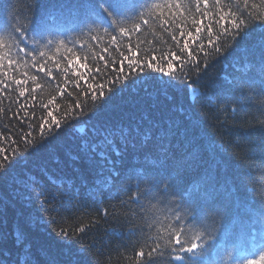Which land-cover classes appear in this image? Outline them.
<instances>
[{
  "label": "trees",
  "instance_id": "obj_1",
  "mask_svg": "<svg viewBox=\"0 0 264 264\" xmlns=\"http://www.w3.org/2000/svg\"><path fill=\"white\" fill-rule=\"evenodd\" d=\"M163 2L128 0L129 10L112 23L98 19L100 0H0V32L22 28L28 42L20 46L31 51L29 56L18 54L12 41L5 40L9 54L23 59L22 66L9 69L5 62L0 70L8 72L0 80L9 84L6 90L0 84V107L5 109L0 113V136L15 140L31 131L38 141L39 131L29 129L28 124H39L42 116L51 121L48 111L64 120L63 113L75 94L83 99L81 88L93 82V76L100 78L96 67L111 78L112 68L119 71L121 67V53L131 55L129 47L140 63L155 55L154 67L162 63L164 53L177 51L185 56L159 27L134 31L140 13L147 15L153 4ZM238 6L251 26L235 43L226 42L224 55L207 58L206 74L198 78L190 73L187 81H169L168 76L145 67L143 83L136 82L140 77L132 73L134 80L117 89L107 106L93 112L89 100L85 116L68 117L58 134L38 150L13 157L15 163L0 175V264H135L141 246L153 244L157 236L167 237L169 229H182L180 239L186 246L200 237L202 255L182 254L184 264H248L251 260L264 264L260 259L264 252V24L260 22L264 20V0H249L247 8L240 0ZM188 29L194 31L190 23ZM170 30L176 31L182 45L179 30ZM100 55L105 61L99 60ZM111 60L117 63L104 69V63ZM84 63L91 71L80 67ZM178 63L174 62L173 71ZM41 66L44 70L37 71ZM123 67L128 73L127 61ZM74 70L87 73L80 87L75 85ZM164 70L168 71L166 62ZM25 72L36 75L43 87L33 93L31 80L27 85L12 83L25 79ZM19 87L29 90L24 97L18 95ZM52 96H56L55 105L42 108ZM144 118L145 124L152 121L174 133L164 169L150 149H134L131 144L111 174L84 158V144L98 139L93 136L94 127L109 122L135 125ZM10 143L0 139V147L12 156ZM179 160L184 161L183 166L177 165ZM34 180L52 200L54 207L47 212L35 198ZM165 182H171L175 195L160 202L151 200V194ZM145 187L149 196L139 205L128 200L130 191ZM61 193L66 195L62 198ZM152 204L161 210L156 213L159 223L152 222ZM189 204L195 206V212ZM53 217L56 223L51 222ZM69 218L98 223L81 238L58 236V226ZM18 235L23 237L22 243L17 242ZM159 242L165 255L158 264H180L171 259L174 254L164 240Z\"/></svg>",
  "mask_w": 264,
  "mask_h": 264
},
{
  "label": "snow or ice",
  "instance_id": "obj_2",
  "mask_svg": "<svg viewBox=\"0 0 264 264\" xmlns=\"http://www.w3.org/2000/svg\"><path fill=\"white\" fill-rule=\"evenodd\" d=\"M240 0H231L230 3H225V0H191L189 4H185L184 0H164L163 3H155L151 6L148 14L140 13L139 20L134 24V31L139 32L141 28L145 29H155L159 27L164 31L168 32L171 40L175 43V47L179 50V53L186 54L185 56H180L177 51H170L164 53L161 57L162 63L157 64L155 67L153 63L156 61L157 57L152 55L148 60H144L143 63L138 62L135 52H132L131 47L128 51L131 55H125L121 53L123 59L119 61L121 67L119 71L116 67L112 68L111 78H108L109 74L102 70L99 66L96 67V72L100 74L98 79L93 76L91 80L93 82H86L87 86L81 88V92L84 98H81L80 93L75 94V99L72 104L67 108L63 115L64 120L57 119L52 111L47 112V117H52L49 121L45 117L40 118V123L34 125L33 123L28 124V128L32 129L35 127L40 133V139L37 141L33 138V132L24 131L18 139L12 140L8 136H0V139L8 141L11 140L9 144V150L12 156L6 154V149L0 147V175L7 172L8 168L12 163H15V159H18L29 152L38 150L44 145V143L49 140L52 136L57 135V130L65 125V121L68 117L72 119H81L88 112V102L91 101L93 107V112L99 111L101 108L107 106L113 99L114 93L117 89L122 87H127V82L134 80L132 73H135L136 77H140L136 80L138 83H143V78L141 73L144 68L147 67L151 69L152 72H160L163 76H168L169 81L180 79L181 81L189 80L190 73H195L199 78L202 74H206L209 67L207 63V58L212 54H216L217 57L224 55L226 51L225 44L227 41L235 43L238 39L242 38L248 27L251 26L248 18L244 16V13L239 8ZM245 8L249 7V0H243ZM234 5L236 6L234 8ZM255 7V5H251ZM130 6L128 0H100L99 11L97 12V17L100 21L111 20L112 23H117L116 17L122 15L125 11L129 10ZM167 13V15H165ZM239 13V14H238ZM207 19L208 23L205 24L204 20ZM264 24V20L260 21ZM192 25L193 30L188 29V24ZM170 29H178L179 37L184 38L181 45V41L177 38L176 31ZM125 30L121 28V34L123 35ZM10 39L12 43L17 47V53L23 52L25 56L31 55L30 49H25L21 47V44H26L27 38L26 33L20 27L13 28L9 31L0 32V70L4 69V64L7 62L9 69L14 68L16 65H21V60L23 58L12 57L10 52V46L5 44V40ZM189 41L195 45V48L190 46ZM112 42H116V37H112ZM51 43V41H49ZM137 47H139L137 45ZM231 47V44H228ZM8 48L9 51H5ZM107 52L108 49L103 50ZM201 54L203 58H201ZM41 56L44 55L43 52L40 53ZM74 59H80V57H75ZM86 60L87 57H84ZM100 61H105V56H99ZM127 61L128 73L124 71V63ZM164 62H166V67L168 71L164 70ZM174 62H179L176 66V71H173ZM73 61H70V64ZM109 63L115 65L117 61L111 60L104 63V69L109 67ZM22 66V65H21ZM88 69L86 63L80 65ZM43 66L37 69V71H43ZM139 70V71H137ZM179 73V76L177 75ZM0 75L7 77L8 72L6 70L0 71ZM25 79H13L12 83L17 86L27 85L28 81L31 80L34 85L31 88V92H36L41 89L43 85L38 82V77L36 75L28 76L25 72L22 74ZM51 76V72L47 73ZM73 75L78 77L75 82L76 87H80V81L86 79L87 73H82L78 70L73 71ZM169 81H165L167 84ZM0 84H3V88L6 90L9 88V84L3 80H0ZM107 86V91L105 90ZM29 90L26 87H19L18 95L24 97ZM66 91V89H61V92ZM68 96H73L72 92L67 93ZM35 99V97H33ZM56 96H52L51 99L47 101L46 104H41L40 106L47 109L49 105H55ZM23 108L24 105H21ZM11 110V109H9ZM5 109L0 107V113H4ZM235 111V109H233ZM18 115V113L13 114ZM35 113H32L34 116ZM146 118L142 119L140 123L132 125L129 124L125 126L120 123H106L104 125L93 128V136L98 139L95 142L89 144L85 143L82 152L84 158L89 162V164L99 165L101 169H107L111 174L115 172V164L118 158L123 154V151L127 149L128 145L131 144L132 147L141 149H150L152 153L155 154L156 162H158L159 167L164 169L166 167V162L168 159V154L171 150V139L170 137L174 135L171 128H163L158 124H154L152 121H147ZM13 127H15L13 125ZM11 131V129H9ZM12 145H16L12 147ZM193 159L195 155L193 154ZM184 161H177L178 166H183ZM111 165V167H109ZM35 188L33 189L36 200L39 202L40 206L44 211H48L49 208L54 207L52 200L48 198L45 194L41 185L37 181H33ZM171 182H165L163 188H157L154 193L151 194V200L160 202L165 196L175 195L172 189ZM40 189V190H36ZM66 194L61 193L60 196L63 198ZM149 193L147 188H137L134 191L128 193V200L134 204H140L143 199L148 198ZM68 200L71 201L72 197L67 196ZM53 199H56L53 196ZM151 203V201H150ZM153 210V223H159V217L156 215L157 212L161 210L156 208L155 204L151 205ZM189 209L195 212V206L189 204ZM104 215H108L107 209L103 210ZM176 220L180 221L182 217L177 214ZM52 223H56V218H52ZM98 223L97 220H89L87 224L84 223L83 219H77L72 221L69 220L61 223L58 226L56 234L63 238H68L69 236H77L78 238L83 237L89 229ZM182 229L180 231L173 232L169 229L167 237L157 236L155 238L156 242L153 244H145L141 246L140 250L135 253V264H158L159 258L164 257L165 251L162 248L160 239L164 240V244L167 249L173 253L171 259L184 264L185 256L182 254H188L192 256L202 255V245L199 243L200 237L197 236L195 241L185 245L181 241L180 237L182 234ZM17 242L22 243L23 237L18 235ZM199 250V251H198ZM261 261H264V252L260 255ZM248 264H257L255 260L248 261Z\"/></svg>",
  "mask_w": 264,
  "mask_h": 264
},
{
  "label": "bare ground",
  "instance_id": "obj_3",
  "mask_svg": "<svg viewBox=\"0 0 264 264\" xmlns=\"http://www.w3.org/2000/svg\"><path fill=\"white\" fill-rule=\"evenodd\" d=\"M101 119V118H100Z\"/></svg>",
  "mask_w": 264,
  "mask_h": 264
}]
</instances>
